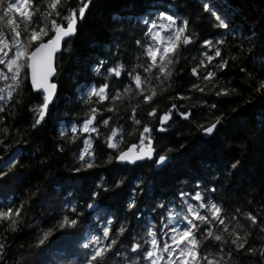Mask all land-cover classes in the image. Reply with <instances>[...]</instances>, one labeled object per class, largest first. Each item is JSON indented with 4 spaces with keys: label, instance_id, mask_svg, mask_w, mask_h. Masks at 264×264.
<instances>
[{
    "label": "snow or ice",
    "instance_id": "1",
    "mask_svg": "<svg viewBox=\"0 0 264 264\" xmlns=\"http://www.w3.org/2000/svg\"><path fill=\"white\" fill-rule=\"evenodd\" d=\"M137 2L143 11L111 18L110 55L88 66L102 80L84 86L69 101L84 109V118L73 120L57 115V54H71L69 45L96 0H77V6L67 0H0V264H264V186L259 192L250 188L251 199L243 207L224 199L248 167L249 143L260 146L264 160V31L237 25L210 0H201L208 26L217 31L200 36L194 25L189 30L190 20L181 10L187 0ZM224 4L230 7L231 0ZM259 27L264 29V22ZM190 46L198 56L185 55ZM162 101L169 102L164 109ZM129 107L126 132L117 121L121 109ZM17 110L28 118L24 132L12 123ZM54 116V150L58 157L69 151L74 162L65 175L32 184L25 170L31 163L48 170L36 141ZM179 122L190 125L206 145H222L235 155L222 169L206 164V174L181 181L191 188L182 187L166 199L157 195L146 173L135 179L128 174L137 169L155 173L171 165L169 153L185 144L161 147L160 141ZM134 132L137 141L126 144ZM29 134L32 147L25 138ZM96 141L105 150L103 160ZM105 165H112L107 180V173L98 171ZM90 176L95 177L91 187L73 199L79 191L76 182ZM25 182L21 197L11 184ZM129 183L122 213L105 205L107 197H120ZM58 190L66 198L54 204ZM33 200L41 212L45 205L52 209L48 215L54 222L44 228L37 221L27 255L14 253V234L32 227L26 218ZM65 245L74 248L55 256Z\"/></svg>",
    "mask_w": 264,
    "mask_h": 264
},
{
    "label": "trees",
    "instance_id": "2",
    "mask_svg": "<svg viewBox=\"0 0 264 264\" xmlns=\"http://www.w3.org/2000/svg\"><path fill=\"white\" fill-rule=\"evenodd\" d=\"M68 4L77 6V0H67ZM210 3L215 4L219 12L230 17H234L235 23L240 25L242 23L247 24L250 27H256L258 31H264L260 29L259 25L264 22V0H231V6L225 7L224 0H210ZM201 0H187V4L181 6L183 14L190 20V31L194 25L196 32L200 36H207L212 32L217 31L208 26V20L205 19L204 13L200 10ZM141 12L143 7L134 0H96V7L91 10V14L87 17V20L80 28V35L75 38L69 45L71 48V54L65 52L63 57L60 56L57 59L58 76L55 82L59 86L60 102L57 104V115H63L68 119L82 120L84 118V109L79 107L76 103H69L70 100H74L75 95L81 91L84 86L91 83H99L102 77H94L89 71L88 66L94 63L98 57H107L110 55L108 51L109 37V23L112 17L129 12ZM226 40H231V37H225ZM186 56H198V51L195 48H191L190 51L185 53ZM195 63V61H191ZM238 78L233 79V83L237 82ZM81 85V88L77 87V83ZM2 86V84H0ZM198 95V94H196ZM195 98V96H194ZM238 99V98H234ZM27 97H25V102ZM177 103H184L190 105L191 101H176ZM133 103H135L133 101ZM168 101H162L160 108L164 109L168 105ZM231 106L225 105V108ZM238 107V105H237ZM259 105L257 104V108ZM195 111V109H194ZM138 118L143 121L144 113L141 109H137ZM131 114V108L127 110L121 109L120 116L122 119L117 121L118 124L123 125L125 131L130 130L131 121L127 117ZM104 115H111V113H105ZM27 116L17 110L14 120V125H19L21 132H24L28 128ZM100 119V116L97 117ZM56 128V117H53L52 123L48 126L44 133L40 134V138L37 139L36 144L40 148V152L47 160L48 170L44 171L40 169L38 163L28 164L26 167V174L32 177L31 183L35 184L37 181L51 180L54 175H65L68 167L74 162V154H71L66 150L63 156H57L54 145L58 141L55 139L54 129ZM186 122H179L173 125L172 130L167 134V139L160 141L161 147H174L180 142L185 144V148L179 152L169 153L174 157L171 165L163 170L155 173L148 169H137L135 172H129L131 179H135L137 175L146 173L151 177L157 195L166 199H173L180 188H191V183L182 184L181 181L191 180L200 175L207 173L206 164H210L213 168L222 169L227 166L229 160L235 155L234 150L224 149L222 145H206L203 143L201 136ZM103 132H107V129H102ZM179 132L180 135L174 133ZM154 135H161L156 134ZM29 141L28 147H32V135L25 136ZM240 137H237L239 139ZM208 138H204L207 140ZM137 141V133H133L130 136H126L125 143H134ZM79 143V141H78ZM97 147V151L100 153V159H105L104 148L101 141L94 142ZM23 146V145H21ZM16 145L9 151L15 150ZM74 147V146H72ZM248 149L251 150V160L245 161L248 165L244 170L242 179L236 181L235 186L231 191L224 195L226 203L232 207H243L247 199H251L247 195L249 189L254 192H259L261 186H264V160L261 159L260 146H253L248 144ZM112 165H105L104 168L99 169V172L107 173L105 179H110V169ZM94 176H90L83 181H77L79 191L74 195L73 199L83 197L86 191L91 187ZM27 186V182L23 184H11V188L23 197L24 188ZM131 183L124 189V192L120 197L109 196L105 199V205L110 208H115L118 212L124 211L123 198L127 195L128 189L131 188ZM51 191V189H49ZM66 198V192L57 191L53 195V203L56 204ZM33 209L26 218V223L32 225L27 227L23 232L9 234V242L12 243V251L14 253L23 252L27 255L29 249L28 244L31 242L34 235L37 233V221H42V227L47 228L54 222L55 217H50L48 212L52 209L44 206V211L41 212L36 206L37 201L33 200ZM241 223H246L243 220ZM56 235H53L50 239L55 240ZM20 243H24L23 249H18L16 246ZM74 245H65L62 248L55 250L54 255L59 256L61 253H70Z\"/></svg>",
    "mask_w": 264,
    "mask_h": 264
},
{
    "label": "water",
    "instance_id": "3",
    "mask_svg": "<svg viewBox=\"0 0 264 264\" xmlns=\"http://www.w3.org/2000/svg\"><path fill=\"white\" fill-rule=\"evenodd\" d=\"M59 56H60V54L58 53L57 54V57H59ZM56 63H57V61H56ZM53 79H54V82H55L56 77H54Z\"/></svg>",
    "mask_w": 264,
    "mask_h": 264
}]
</instances>
